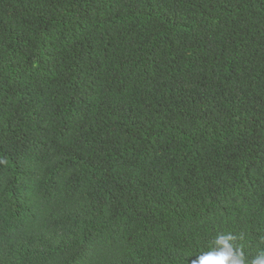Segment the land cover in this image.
I'll use <instances>...</instances> for the list:
<instances>
[{"label": "trees", "instance_id": "16d2710c", "mask_svg": "<svg viewBox=\"0 0 264 264\" xmlns=\"http://www.w3.org/2000/svg\"><path fill=\"white\" fill-rule=\"evenodd\" d=\"M264 248V0H0V264H191Z\"/></svg>", "mask_w": 264, "mask_h": 264}, {"label": "clouds", "instance_id": "9594fccd", "mask_svg": "<svg viewBox=\"0 0 264 264\" xmlns=\"http://www.w3.org/2000/svg\"><path fill=\"white\" fill-rule=\"evenodd\" d=\"M237 237L232 232L219 233L212 239L207 250L194 255L191 264H264V248L258 249L249 258L241 247L236 245Z\"/></svg>", "mask_w": 264, "mask_h": 264}]
</instances>
